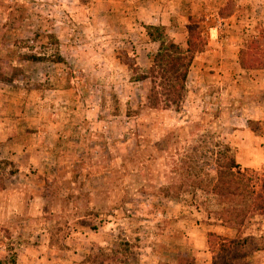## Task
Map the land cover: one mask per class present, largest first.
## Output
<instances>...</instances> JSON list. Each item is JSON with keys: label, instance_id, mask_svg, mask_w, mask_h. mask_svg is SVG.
I'll use <instances>...</instances> for the list:
<instances>
[{"label": "rangeland", "instance_id": "1", "mask_svg": "<svg viewBox=\"0 0 264 264\" xmlns=\"http://www.w3.org/2000/svg\"><path fill=\"white\" fill-rule=\"evenodd\" d=\"M168 3L152 25L185 47L201 24L207 41L179 112L144 106L150 81L135 74L158 42L140 0H0V264H211L209 232L240 239L236 264H264V216L236 230L212 194L159 191L210 171L218 147L264 174V0ZM252 40L263 64L243 68ZM140 142L142 171L141 152L127 162Z\"/></svg>", "mask_w": 264, "mask_h": 264}, {"label": "trees", "instance_id": "2", "mask_svg": "<svg viewBox=\"0 0 264 264\" xmlns=\"http://www.w3.org/2000/svg\"><path fill=\"white\" fill-rule=\"evenodd\" d=\"M144 27L149 39L152 42H158L157 50L148 57L146 71L135 74V80L150 81V87L144 97V106L150 109L179 112L185 98L187 76L194 56L202 52L207 45L205 36L202 34L203 26L200 24L188 29L185 47L167 39L162 25L151 24ZM45 35L55 45L58 44L54 34ZM260 46L257 40H252L247 48L240 50V65L243 68H258L263 64L260 58L253 55V51L258 53ZM22 58L42 61L46 59V56L26 53L22 55ZM52 61H62L58 51ZM146 147L148 148L140 142L138 149L136 148L132 156L127 158L129 164L137 162V153L141 152L140 171L145 168L144 163L150 161V155H145ZM184 185L193 190L200 189L216 197L220 208L215 212L214 217L220 225L238 230L248 218L255 215L264 216V174L254 175L248 169L242 168L228 146L214 150L211 170L197 173L191 184L173 183L160 187L159 191L164 197L174 196L170 193L171 191L175 192L176 196ZM208 245L212 253L211 264H236L246 255L242 250V242L237 236L229 237L209 232ZM177 261V264H194L193 258L187 253L178 255ZM9 263L15 264L13 257L9 259Z\"/></svg>", "mask_w": 264, "mask_h": 264}, {"label": "crops", "instance_id": "3", "mask_svg": "<svg viewBox=\"0 0 264 264\" xmlns=\"http://www.w3.org/2000/svg\"><path fill=\"white\" fill-rule=\"evenodd\" d=\"M140 6L138 7L139 15L143 22H151V24L169 22L170 16L168 12L170 4L168 0H140ZM144 12V14H142Z\"/></svg>", "mask_w": 264, "mask_h": 264}]
</instances>
